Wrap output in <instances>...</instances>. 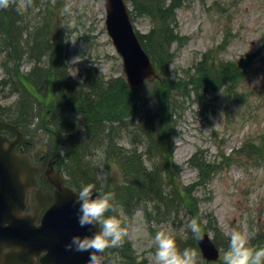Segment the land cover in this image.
I'll list each match as a JSON object with an SVG mask.
<instances>
[{
  "label": "rangeland",
  "instance_id": "rangeland-1",
  "mask_svg": "<svg viewBox=\"0 0 264 264\" xmlns=\"http://www.w3.org/2000/svg\"><path fill=\"white\" fill-rule=\"evenodd\" d=\"M29 2H19L34 19L32 22L29 18L26 26L40 24L47 8L53 10L51 24H56L63 47L64 67L77 88L85 89L82 87L88 84L91 73L104 82L120 79L121 61L104 30L103 0ZM132 23L140 34L151 28L146 17L137 16ZM169 28L178 41L169 45L171 59L166 71L160 75L156 70L158 82H146L134 90L148 99L160 81H187L204 56L215 66L233 63L231 66H235L239 77L220 85L213 95L203 93L202 106L198 91L188 95L172 92L179 107L173 116L176 136L171 164L177 170L179 185L190 186L197 180V170L188 164L190 157L201 152L199 156L209 163L211 171L207 180L195 185L193 190L202 225L215 221L224 235L233 228L254 229L256 235L264 234V0H181ZM9 58L0 48V114L20 123L16 118L19 93L12 88L16 64ZM34 64L30 55L23 53L17 68L27 73ZM42 65L46 68V59ZM258 79L259 83L254 84ZM230 86L231 93H227ZM141 118L142 114L136 115L133 124H140ZM35 120L41 124L39 115ZM113 123L105 125L114 127L117 146L123 151L135 149L144 161L143 166L149 169L151 163L147 161L142 137L121 131L122 124ZM20 129L32 142L29 151L37 156L49 153L50 145L42 129L29 125H21ZM90 156H93V168L88 171L94 172L97 189L122 180L120 168L106 157L101 147ZM61 169L66 174L69 166L63 164ZM118 216L128 229L127 259L137 264H155V249L150 242L158 230L166 229L182 240L190 233L187 228L190 217L184 213L162 221L150 208L136 206L129 214L121 211ZM204 232L211 236V232ZM222 257L220 253L221 260L215 264H222ZM110 260L111 264H118L119 258L113 256Z\"/></svg>",
  "mask_w": 264,
  "mask_h": 264
},
{
  "label": "trees",
  "instance_id": "trees-1",
  "mask_svg": "<svg viewBox=\"0 0 264 264\" xmlns=\"http://www.w3.org/2000/svg\"><path fill=\"white\" fill-rule=\"evenodd\" d=\"M20 1L8 0L6 7L0 6V48L5 50L7 57L10 56L8 60L16 64L13 75L9 74L12 75L13 91L19 93L16 118L21 122L14 120L13 123L31 126L39 115L41 124L37 128L47 134L49 154L58 160L61 168L63 164L69 166V170H66L67 182L75 190L83 184L95 185L94 172L88 171L93 168V156L90 154L101 147L106 157L114 160L121 170L120 182L115 180L99 188L115 193L116 211L121 209L129 214L132 208L149 203L162 220L184 213L190 219L195 217L201 224L193 190L195 185L207 180L211 169L204 158L194 154L189 162L198 171L197 180L190 186L179 185L177 170L171 164L173 139L176 136L173 116L179 107L178 98L173 99L172 92L180 91L181 95H188L190 85L201 93L207 90L215 92L220 84L231 83L232 78H237L235 66L225 64L215 69L213 64L204 66L206 62L203 60L196 67V76H190L187 81H171L172 84L160 81L148 99L142 98L135 92L136 89L128 88L122 79L104 82L94 73H91L83 90L68 78L62 56L63 47L55 26L51 24L53 10L47 8L40 24L26 26L29 11L20 7ZM129 1L135 16H145L151 22L152 29L148 34H136L161 75L171 59L169 45L178 40L169 27L180 0H168V4L165 0ZM23 53H28L35 62L27 73L17 68ZM43 59L47 60L46 68L42 65ZM200 100L202 106L201 96ZM138 111L143 113V118L140 124L135 125L133 117ZM113 122L122 124L121 131L142 137L147 161L151 163L149 169L143 166L144 161L135 149L123 151L117 146L114 127L105 125ZM201 226L203 232L209 230L212 233L217 247H227V237L214 221L209 220ZM176 240L180 248H196L191 233H188L187 239L177 237ZM252 245H264V234L258 233ZM104 251L106 255L119 253L124 259L130 255L125 240L121 246Z\"/></svg>",
  "mask_w": 264,
  "mask_h": 264
},
{
  "label": "water",
  "instance_id": "water-1",
  "mask_svg": "<svg viewBox=\"0 0 264 264\" xmlns=\"http://www.w3.org/2000/svg\"><path fill=\"white\" fill-rule=\"evenodd\" d=\"M104 1L106 32L122 58L125 81L131 87H138L145 79L152 80L155 72L133 35L124 0ZM0 129H8L14 136L10 140L0 135V178L4 179L2 171L10 172L13 181V224H0V259L4 264H35L34 259L45 253L40 264H87V252L65 248L72 235L88 232V228H81L76 219L75 192L64 186L63 178L53 172L49 164L43 180L53 187V205L45 211L40 224L35 225L40 209L52 200L50 194L35 191L33 216L22 215L25 193L34 186L42 165L32 166L27 155L16 153L17 146L25 139L14 126L0 121ZM204 237L197 242L202 256L208 261L216 260L217 251L208 236ZM4 249L8 250L6 254Z\"/></svg>",
  "mask_w": 264,
  "mask_h": 264
},
{
  "label": "clouds",
  "instance_id": "clouds-1",
  "mask_svg": "<svg viewBox=\"0 0 264 264\" xmlns=\"http://www.w3.org/2000/svg\"><path fill=\"white\" fill-rule=\"evenodd\" d=\"M7 4L8 0H0V6L6 7ZM255 83H259V79ZM75 194L73 203L78 205L75 213L77 222L81 228L87 227L88 232L72 235L65 248L87 252V264H103L104 250L121 246L128 234L123 220L118 215L109 214L118 207L116 195L113 191H101L92 183L81 185ZM187 228L193 240L199 242L205 238L195 217L188 221ZM225 235L228 244L222 264H264V245H252L256 235L254 229L242 231L233 228ZM184 238L187 239V235ZM150 243L155 249V264H201L197 249L190 246L180 248L175 236L166 229L158 230ZM0 264H4L3 259H0Z\"/></svg>",
  "mask_w": 264,
  "mask_h": 264
},
{
  "label": "flooded vegetation",
  "instance_id": "flooded-vegetation-1",
  "mask_svg": "<svg viewBox=\"0 0 264 264\" xmlns=\"http://www.w3.org/2000/svg\"><path fill=\"white\" fill-rule=\"evenodd\" d=\"M28 211V209L26 210V212Z\"/></svg>",
  "mask_w": 264,
  "mask_h": 264
}]
</instances>
